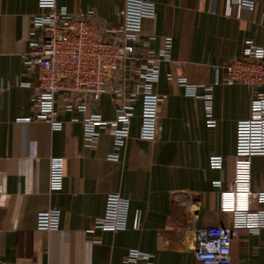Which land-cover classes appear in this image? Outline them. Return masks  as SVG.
<instances>
[{
    "label": "crops",
    "instance_id": "crops-1",
    "mask_svg": "<svg viewBox=\"0 0 264 264\" xmlns=\"http://www.w3.org/2000/svg\"><path fill=\"white\" fill-rule=\"evenodd\" d=\"M155 15L141 21L139 46L159 51L171 38L168 60L159 65L153 90L159 102L155 139L140 137L141 97L133 102L129 136L111 158L113 138L101 132L94 147L83 142V117L115 118V99L103 93L85 112L62 111L61 127L32 119L36 80L24 63L28 41L37 37L32 17L37 0H0V264H124L129 250L147 254L141 264H201L183 229L230 224L219 193L233 179L236 122L250 116L255 89L224 81L223 66L242 52L245 40H264V0L227 14L225 0H150ZM124 0H57L69 13L99 24L121 23ZM184 79V81H181ZM29 83V85L27 84ZM135 91L136 83L128 82ZM120 79L110 89L121 87ZM210 87V109L203 95ZM208 112L215 121L207 125ZM221 156L220 168L210 165ZM62 162V183L49 189L51 158ZM219 185H215V182ZM250 187L264 190V154L250 160ZM128 200L126 228L93 229L106 195ZM251 209L257 199L248 198ZM56 207L55 230L37 228V213ZM140 226L132 227L134 212ZM93 229V230H91ZM233 264H264V228H242L230 245Z\"/></svg>",
    "mask_w": 264,
    "mask_h": 264
},
{
    "label": "built area",
    "instance_id": "built-area-1",
    "mask_svg": "<svg viewBox=\"0 0 264 264\" xmlns=\"http://www.w3.org/2000/svg\"><path fill=\"white\" fill-rule=\"evenodd\" d=\"M227 14L232 7L235 15L241 8H254L252 0H225ZM39 11L32 17V31L37 37L28 41L24 63L36 80L30 103V118L46 122L54 129L61 127L59 115L62 111L76 109L85 112L95 104L103 93L111 90L118 103L115 118L104 119L98 112H90L82 119L83 142L94 147L101 132L113 138L114 150L124 145L129 136V123L133 115V102L141 97L140 137L154 140L158 118L159 102L163 96L153 90L158 81L159 65L168 60L171 38L166 36L157 52L139 46L141 21L155 15L154 3L150 0H124L121 8V23L99 24L91 17L85 19L82 13H69L57 5V0H37ZM224 81L246 84L255 89L251 99L250 116L236 122V142L233 160V179L228 191L219 193V209L233 213L230 224H214L204 228L194 225L183 229L189 237L190 247L201 264H233L230 245L242 228L258 231L264 228V190L250 187V160L253 155L264 154V40L256 44L247 39L239 56L231 58L224 66ZM120 79L121 87L110 89L112 79ZM136 83L135 91L128 90V82ZM184 81V79H181ZM29 85V83L27 82ZM3 88L0 85V92ZM210 87L203 95L207 110L210 107ZM207 125L215 121L208 112ZM221 156L212 155L210 165L220 168ZM62 162L51 158L49 189H60L62 183ZM219 185V182H215ZM257 199L259 207L251 209L248 198ZM128 210L127 198L119 193L106 195L103 214L94 220L93 229L120 231L126 228ZM60 212L49 207L37 213V228L55 230L59 225ZM140 226V213L134 212L132 227ZM91 229V230H93ZM147 254L129 250L124 264H141Z\"/></svg>",
    "mask_w": 264,
    "mask_h": 264
}]
</instances>
